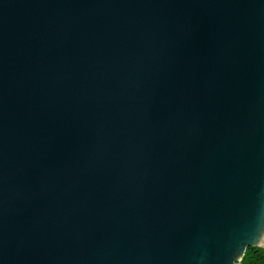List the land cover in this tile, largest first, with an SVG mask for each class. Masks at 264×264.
Masks as SVG:
<instances>
[{
    "label": "water",
    "instance_id": "obj_1",
    "mask_svg": "<svg viewBox=\"0 0 264 264\" xmlns=\"http://www.w3.org/2000/svg\"><path fill=\"white\" fill-rule=\"evenodd\" d=\"M264 247V0H0V264H240Z\"/></svg>",
    "mask_w": 264,
    "mask_h": 264
},
{
    "label": "trees",
    "instance_id": "obj_2",
    "mask_svg": "<svg viewBox=\"0 0 264 264\" xmlns=\"http://www.w3.org/2000/svg\"><path fill=\"white\" fill-rule=\"evenodd\" d=\"M240 264H264V247L250 245L247 247Z\"/></svg>",
    "mask_w": 264,
    "mask_h": 264
}]
</instances>
